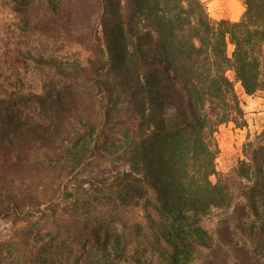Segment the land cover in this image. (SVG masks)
<instances>
[{
    "label": "trees",
    "instance_id": "16d2710c",
    "mask_svg": "<svg viewBox=\"0 0 264 264\" xmlns=\"http://www.w3.org/2000/svg\"><path fill=\"white\" fill-rule=\"evenodd\" d=\"M2 1L22 34L54 35L0 48V218L36 214L0 264H264V132L230 172L216 163L220 127L247 125L236 84L264 95V0L237 21L204 0ZM97 159L117 211L141 215L94 226L62 262L51 222Z\"/></svg>",
    "mask_w": 264,
    "mask_h": 264
},
{
    "label": "rangeland",
    "instance_id": "374dc122",
    "mask_svg": "<svg viewBox=\"0 0 264 264\" xmlns=\"http://www.w3.org/2000/svg\"><path fill=\"white\" fill-rule=\"evenodd\" d=\"M204 2L210 17L215 21L221 19L237 21L245 10L242 0H204ZM0 24L2 25V27L0 26V34L5 36L0 37V48H2V44L8 41L7 36L11 34V31L14 32L12 33L13 36H10L12 41L10 43L17 44L22 42L31 47H36L34 45H36L37 40L44 39L46 36L53 38L54 35L52 32H48L50 36L46 35L42 30L39 31L42 36L36 31L26 34L23 32L22 34L14 25L13 19L9 17L8 8L3 4L2 0H0ZM60 46L61 44L58 43V45L54 46V49ZM232 50L233 46L229 45V54H231ZM228 76L233 79L232 72L229 71ZM236 89L243 99L247 98L239 83L236 84ZM259 96L257 95L256 97ZM245 112L247 120L245 127H236L233 123H229L222 125L219 129L217 139L220 153L216 163L217 169L221 172H230L238 161L243 159V147L247 142L248 135L253 138L256 133L264 132L263 104H253L252 109L245 108ZM89 163L79 169L80 175L77 178L73 176L68 180L71 184L70 186L73 184L76 188L79 185V181L84 182L83 188L77 190V193H80V200L78 199L79 194L64 196L67 201L64 202L65 199L61 201L62 203L57 211L59 214L51 222L53 232L49 238L52 235L51 239L55 241V247H57L55 249V257L62 260V262H65L69 257L73 258L80 255L81 239L86 238L94 226L97 227L102 224L107 226L115 223L129 227L141 215L140 210L137 208L129 209L127 214L124 212L126 216L119 213L114 197L111 191L108 190V186L105 185L106 179L109 177L108 171L112 168L105 160L101 159ZM96 186L100 187L101 190H95ZM88 189H90L88 192L85 191ZM224 214L222 211H212L202 219V223L206 228L212 229L218 219ZM31 221L33 222L32 226L24 220L16 222L14 219L0 218V254L2 251H5L6 254L10 249H14L16 257L24 255L25 249L22 253L15 251L20 243L18 235L22 234L21 230L23 228L28 227L36 230V214ZM148 249L152 248L148 247ZM197 256L199 258L193 264H200L201 256H205V252L197 254Z\"/></svg>",
    "mask_w": 264,
    "mask_h": 264
},
{
    "label": "crops",
    "instance_id": "0c3cea01",
    "mask_svg": "<svg viewBox=\"0 0 264 264\" xmlns=\"http://www.w3.org/2000/svg\"><path fill=\"white\" fill-rule=\"evenodd\" d=\"M247 98H255V99H251V100H248L247 98H244V102H245V105H244V108L246 109H252V106L253 104H263V107H264V95L262 94H257V95H260L259 97H256L257 95H252V96H248L246 94H244Z\"/></svg>",
    "mask_w": 264,
    "mask_h": 264
}]
</instances>
